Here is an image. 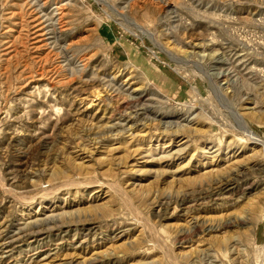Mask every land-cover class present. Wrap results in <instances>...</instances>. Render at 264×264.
<instances>
[{
	"label": "rangeland",
	"instance_id": "374dc122",
	"mask_svg": "<svg viewBox=\"0 0 264 264\" xmlns=\"http://www.w3.org/2000/svg\"><path fill=\"white\" fill-rule=\"evenodd\" d=\"M263 144L264 0H0V264H264Z\"/></svg>",
	"mask_w": 264,
	"mask_h": 264
},
{
	"label": "bare ground",
	"instance_id": "6f19581e",
	"mask_svg": "<svg viewBox=\"0 0 264 264\" xmlns=\"http://www.w3.org/2000/svg\"><path fill=\"white\" fill-rule=\"evenodd\" d=\"M47 28V27H46ZM212 80V79H211ZM218 90V89H217ZM219 92H221V91H219ZM141 107V106H140ZM142 108V107H141ZM240 124L242 125V127L243 128H246V127H244V122L243 121H240ZM246 134H248L249 136H251V131L250 130H248L247 128H246ZM253 136V135H252ZM264 145V144H263Z\"/></svg>",
	"mask_w": 264,
	"mask_h": 264
}]
</instances>
